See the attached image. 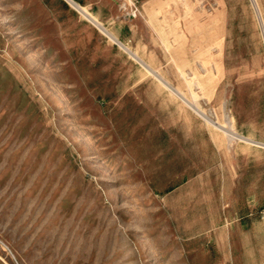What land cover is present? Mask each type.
<instances>
[{
  "label": "rangeland",
  "instance_id": "obj_1",
  "mask_svg": "<svg viewBox=\"0 0 264 264\" xmlns=\"http://www.w3.org/2000/svg\"><path fill=\"white\" fill-rule=\"evenodd\" d=\"M139 4L0 0V264H264V0Z\"/></svg>",
  "mask_w": 264,
  "mask_h": 264
},
{
  "label": "built area",
  "instance_id": "obj_2",
  "mask_svg": "<svg viewBox=\"0 0 264 264\" xmlns=\"http://www.w3.org/2000/svg\"><path fill=\"white\" fill-rule=\"evenodd\" d=\"M65 2H67L68 4H70L74 9H76L79 13L83 14L76 6H78L80 9H84L85 6L81 3H79L76 0H71L73 3L64 0ZM118 6L120 11L122 12V14L126 17L129 18H135L137 17L140 13H141V7L139 4V0H117ZM85 11V10H84ZM86 13V12H85ZM87 15V13H86ZM89 17H91L89 14L87 15ZM94 19V18H93ZM92 19V20H93ZM91 20V21H92ZM95 20V19H94ZM97 21V20H95ZM93 24L94 21L92 22ZM96 25V24H95ZM97 26V25H96ZM103 26V25H102ZM98 27V26H97ZM104 27V26H103ZM99 28V27H98ZM105 28V27H104ZM100 29V28H99ZM107 36V35H106ZM108 37V36H107ZM113 41V40H112ZM117 46L121 47L123 50H125V48L123 46H126L124 43H122L121 41H119V39H117L116 41H113ZM128 50H130L128 48ZM126 52H129L127 50H125Z\"/></svg>",
  "mask_w": 264,
  "mask_h": 264
},
{
  "label": "crops",
  "instance_id": "obj_3",
  "mask_svg": "<svg viewBox=\"0 0 264 264\" xmlns=\"http://www.w3.org/2000/svg\"><path fill=\"white\" fill-rule=\"evenodd\" d=\"M85 7L95 10L98 16L106 21L114 20L118 16L117 0H84Z\"/></svg>",
  "mask_w": 264,
  "mask_h": 264
},
{
  "label": "bare ground",
  "instance_id": "obj_4",
  "mask_svg": "<svg viewBox=\"0 0 264 264\" xmlns=\"http://www.w3.org/2000/svg\"><path fill=\"white\" fill-rule=\"evenodd\" d=\"M72 2V1H71ZM73 3V2H72ZM77 8H79L78 6H76ZM80 9V8H79Z\"/></svg>",
  "mask_w": 264,
  "mask_h": 264
}]
</instances>
